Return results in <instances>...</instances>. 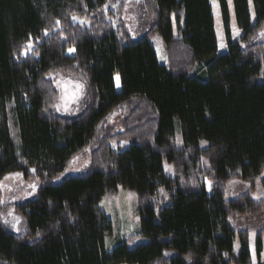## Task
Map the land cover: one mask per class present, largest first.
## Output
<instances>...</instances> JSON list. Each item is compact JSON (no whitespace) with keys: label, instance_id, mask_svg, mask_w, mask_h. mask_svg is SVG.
<instances>
[{"label":"trees","instance_id":"16d2710c","mask_svg":"<svg viewBox=\"0 0 264 264\" xmlns=\"http://www.w3.org/2000/svg\"><path fill=\"white\" fill-rule=\"evenodd\" d=\"M217 1L223 55L211 0H143L151 20L135 40L124 0H0V187L13 172L40 181L36 197L16 204L22 233L0 215V264H255L248 231L231 221L264 213V199H226V187L240 180L251 191L264 174V43L252 41L264 27V0H252L255 23L250 0H232L239 41L228 0ZM157 33L166 64L150 40ZM55 71L87 84L79 115H55ZM126 106L116 133L107 120ZM116 141L130 146L114 150ZM87 148L89 171L56 183ZM120 187L139 198L141 232L108 252L114 222L100 204ZM263 236L264 228L257 259Z\"/></svg>","mask_w":264,"mask_h":264},{"label":"rangeland","instance_id":"374dc122","mask_svg":"<svg viewBox=\"0 0 264 264\" xmlns=\"http://www.w3.org/2000/svg\"><path fill=\"white\" fill-rule=\"evenodd\" d=\"M125 4L122 10V20L126 25L127 31L129 35H131L132 39H139L145 37L150 25V14L147 11L143 0H124ZM214 3V16L216 20V31L218 35V43H219V53H227V43L225 41V33L223 31V24L221 20V10L219 8V4L217 0H212ZM229 8H230V19H231V31H232V39L233 41H239L242 37V31L237 27L236 19H235V10L233 8V1L228 0ZM250 7H251V18L253 22H256L254 7H252V0H250ZM264 30V27L261 28ZM252 39L253 43L255 44H262L264 43V37L259 36V33ZM239 32V36H236V32ZM151 42L155 46L157 57L159 58V62L166 64L167 57H166V48L163 45V40L160 34H155L151 37ZM31 49L33 48V43L31 42ZM28 45V49L29 46ZM28 49L24 50V55L30 54L31 50ZM223 55V54H222ZM58 75L55 78L49 79L52 81L55 90L57 91V97L55 100V105L59 106L60 110L57 111L56 107H53L55 115H59L62 117H74L80 114V111L83 109V105L87 100V84L81 77L73 76L69 73H62L57 72ZM117 78V77H116ZM115 81L117 82V79ZM57 81L59 83H57ZM77 83L83 84L82 94L81 90L76 88ZM118 91L121 90V84L119 82V86H117ZM78 96V100L72 102L73 96ZM65 107L68 108L65 111ZM128 113V107H120L119 109L115 110L113 114H111L107 120L106 125L114 128L116 133L122 132V123L126 118ZM177 140L178 145L182 144V137L177 129ZM203 147L208 145V142L202 144ZM130 146V142L124 141H116V143L112 144V148L114 150L118 149L120 151L126 150ZM91 148H87L85 151L82 152L81 155L75 157L70 162L69 168L59 176L56 183H60V181L66 177H71L72 175H82L86 173L91 168V160H92V153ZM165 165L170 167V170H165ZM164 172L167 176L173 177L175 176V172L173 167L165 162L163 164ZM19 173V176H13V174ZM5 177H13L10 179H5ZM2 179L0 190L3 193L2 203L0 204V215L5 218L7 221L6 226L8 229L16 233H22L25 229L23 218L17 214L16 212V204L18 203H25L26 200L32 199L36 197L38 193V189L40 187V181L38 178L35 180L27 181L23 178L21 172H13L6 175ZM264 177V174L258 177L256 180V184L254 189L250 191L249 184L245 181L235 180L229 183L226 187V199H234L240 195H244L245 193L251 192V195L254 199H264V188L261 183V179ZM206 182V191L208 194L211 195V187L212 183ZM30 185H35V187H30ZM134 195H129V194ZM162 198L159 200L164 199L163 194L161 195ZM258 197V198H257ZM139 198L137 197L135 191L127 190L123 187L118 188V191L115 193H107L104 196L100 204V209L103 210L113 222H114V234L108 236L106 239V248L109 252L115 246H117L121 240L130 238L133 235L140 234V220H139ZM11 213V215H9ZM19 218V222L17 223L16 218ZM23 222V223H22ZM15 225V226H14ZM231 227H233L234 231L240 232L244 231L249 234L250 238V248L252 250L253 261L255 264H264V251L262 252L259 259H257V249H256V242L257 233L264 228V213L258 215H248L246 217H241L235 221H231ZM263 238V249H264V236ZM235 250L240 252V242L237 240L235 242ZM127 264V263H121Z\"/></svg>","mask_w":264,"mask_h":264},{"label":"snow or ice","instance_id":"6c2138e0","mask_svg":"<svg viewBox=\"0 0 264 264\" xmlns=\"http://www.w3.org/2000/svg\"><path fill=\"white\" fill-rule=\"evenodd\" d=\"M137 3H139V0H137ZM113 7H116V5H112ZM107 7V6H106ZM72 19L74 20V21H78L81 25H83V24H85V23H87V21L86 20H82V19H80V18H78V17H76V16H73L72 17ZM57 24H59V21H57ZM45 35H47V32H45ZM236 36H239V32L237 31L236 32ZM259 36H261V37H264V30H261V32L259 33ZM29 51L31 50V45L29 46V49H28ZM69 53H72V52H74L75 51V49L74 48H70L69 50ZM59 73H48V76L50 77V78H55V76L56 75H58ZM117 86H119V77L117 76ZM57 83H59L58 81H57ZM76 88L77 89H79V90H81V94H82V89H83V84L82 83H77L76 84ZM78 96H73V98H72V102H75L76 100H78ZM53 107H56L57 108V111H59L60 110V108H59V106H57V105H53ZM68 110V108L67 107H65V111H67ZM205 143H207L206 141H202V144H205ZM206 163V162H205ZM165 170L166 171H168V170H170V167L169 166H167V165H165ZM20 174L19 173H16V174H13V176H19ZM10 178H13V177H5V179L7 180V179H10ZM231 183V182H230ZM30 187H35V185H30ZM130 196L131 195H134V194H129ZM258 198V197H257ZM0 203H2V201H0ZM9 215H11V213H9ZM16 220H17V223L19 222V218L17 217L16 218ZM5 223H7V221H5ZM15 226V225H14Z\"/></svg>","mask_w":264,"mask_h":264},{"label":"crops","instance_id":"0c3cea01","mask_svg":"<svg viewBox=\"0 0 264 264\" xmlns=\"http://www.w3.org/2000/svg\"><path fill=\"white\" fill-rule=\"evenodd\" d=\"M211 6H212V9H213V13H214V10H215V8H214V3H213V1L211 0ZM222 54H225V52L224 53H222ZM250 250H251V248H250ZM252 251V250H251Z\"/></svg>","mask_w":264,"mask_h":264}]
</instances>
